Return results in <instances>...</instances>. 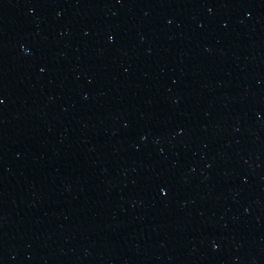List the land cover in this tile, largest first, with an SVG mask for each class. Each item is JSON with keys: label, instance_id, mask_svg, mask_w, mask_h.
<instances>
[{"label": "water", "instance_id": "1", "mask_svg": "<svg viewBox=\"0 0 264 264\" xmlns=\"http://www.w3.org/2000/svg\"><path fill=\"white\" fill-rule=\"evenodd\" d=\"M0 264H264V0H0Z\"/></svg>", "mask_w": 264, "mask_h": 264}, {"label": "snow or ice", "instance_id": "2", "mask_svg": "<svg viewBox=\"0 0 264 264\" xmlns=\"http://www.w3.org/2000/svg\"><path fill=\"white\" fill-rule=\"evenodd\" d=\"M108 39H109V41H111L113 39V37L110 36ZM161 192L163 193L164 189H161Z\"/></svg>", "mask_w": 264, "mask_h": 264}]
</instances>
